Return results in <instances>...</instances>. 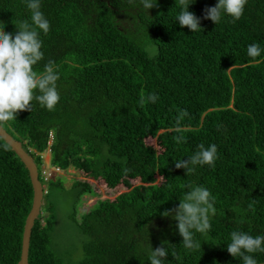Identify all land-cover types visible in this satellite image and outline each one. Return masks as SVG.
Instances as JSON below:
<instances>
[{
  "label": "trees",
  "instance_id": "obj_1",
  "mask_svg": "<svg viewBox=\"0 0 264 264\" xmlns=\"http://www.w3.org/2000/svg\"><path fill=\"white\" fill-rule=\"evenodd\" d=\"M216 3L196 0L189 10L202 17ZM41 10L50 30L40 34L44 57L33 70L52 63L60 100L48 111L34 99L3 124L35 157L46 186L29 263L65 264L51 248L52 193L64 181L45 180L49 150L51 168L128 189L113 200L99 197L83 213L77 223L88 239L76 264H150L148 251L159 246L169 249L166 264H241L227 252L230 232L264 235V52L255 60L246 55L251 43L264 49V0H247L237 21L202 19L196 33L175 22V0H159L148 13L137 0H41ZM24 21L30 13L23 0H0L6 31L15 34ZM212 143L214 166L189 175L175 167ZM187 184L214 197L212 227L195 234L197 250L183 248L177 221L163 215ZM75 186L80 196H100L90 181ZM33 195L28 169L0 137V264L21 259ZM253 255L264 264V253Z\"/></svg>",
  "mask_w": 264,
  "mask_h": 264
},
{
  "label": "clouds",
  "instance_id": "obj_2",
  "mask_svg": "<svg viewBox=\"0 0 264 264\" xmlns=\"http://www.w3.org/2000/svg\"><path fill=\"white\" fill-rule=\"evenodd\" d=\"M30 13V23L24 21L16 24V32L5 30V24L0 25V126L4 122L15 120L20 111L29 110L30 101L34 99L42 108L53 111L60 100L57 88L59 80L58 71L54 70L51 62L44 66L43 72L38 74L33 70L44 57L40 34H47L50 22L41 10V0H23ZM196 0H175L179 4V13L175 22L191 33L203 30L202 19H209L216 25L224 16H229L237 21L243 15L247 0H217L214 6L206 7L202 17L190 11V5ZM159 0H137L140 9L149 12L157 7ZM264 52L257 43L247 46L246 55L255 60ZM36 90L39 95H36ZM155 94H149L147 100L155 103ZM144 100L141 98V103ZM181 141L183 137L179 138ZM218 158V148L215 143L205 147L198 145V150L187 160L179 159L176 168H184L185 174L194 173L198 167L214 166ZM182 187L187 191L180 198L175 209H169L163 215H172L177 221L176 230L182 237V246L187 250H197L201 245L195 239V234H204L211 230L210 215L215 214L214 197L210 191L200 185L187 184ZM227 252L239 258L241 264H258L254 253H264V235H251L243 230H233L229 234ZM169 249L164 246L150 248L147 261L150 264H166Z\"/></svg>",
  "mask_w": 264,
  "mask_h": 264
},
{
  "label": "rangeland",
  "instance_id": "obj_3",
  "mask_svg": "<svg viewBox=\"0 0 264 264\" xmlns=\"http://www.w3.org/2000/svg\"><path fill=\"white\" fill-rule=\"evenodd\" d=\"M43 158L46 178L56 177L64 181L63 187L54 188L52 193L56 221L51 232V248L63 259L65 264H76L84 257L83 244L88 239L78 226V223H81L83 213L89 211L99 197L113 200L121 193L128 191V189H108L104 183L96 182L74 168L64 171L51 168V153L49 150L43 155ZM78 180L90 181L93 189L97 190L100 196H80L79 188L75 186ZM43 215L47 216V210L43 211Z\"/></svg>",
  "mask_w": 264,
  "mask_h": 264
},
{
  "label": "water",
  "instance_id": "obj_4",
  "mask_svg": "<svg viewBox=\"0 0 264 264\" xmlns=\"http://www.w3.org/2000/svg\"><path fill=\"white\" fill-rule=\"evenodd\" d=\"M0 137L11 147V149L17 154V156L24 163L25 167L29 171V175L33 186V191H34L33 203H32V208L25 222L21 259L18 262V264H30L29 253H30L31 237L36 221L39 219V217L42 214V207L45 199L44 186L39 177V168L35 160V157L24 146L22 141L16 139L11 133H9L7 129L4 127V125L0 126Z\"/></svg>",
  "mask_w": 264,
  "mask_h": 264
},
{
  "label": "built area",
  "instance_id": "obj_5",
  "mask_svg": "<svg viewBox=\"0 0 264 264\" xmlns=\"http://www.w3.org/2000/svg\"><path fill=\"white\" fill-rule=\"evenodd\" d=\"M45 180L47 181L48 179L46 178V176H45ZM44 187H46V186H44Z\"/></svg>",
  "mask_w": 264,
  "mask_h": 264
}]
</instances>
